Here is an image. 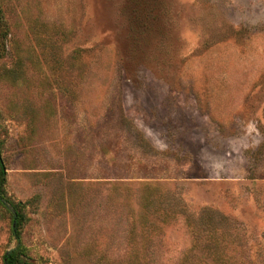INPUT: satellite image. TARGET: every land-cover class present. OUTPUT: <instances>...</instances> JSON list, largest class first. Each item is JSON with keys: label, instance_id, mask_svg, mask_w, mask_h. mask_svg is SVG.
<instances>
[{"label": "rangeland", "instance_id": "374dc122", "mask_svg": "<svg viewBox=\"0 0 264 264\" xmlns=\"http://www.w3.org/2000/svg\"><path fill=\"white\" fill-rule=\"evenodd\" d=\"M0 158L32 264H264V0H0ZM15 245L0 209V264Z\"/></svg>", "mask_w": 264, "mask_h": 264}, {"label": "trees", "instance_id": "16d2710c", "mask_svg": "<svg viewBox=\"0 0 264 264\" xmlns=\"http://www.w3.org/2000/svg\"><path fill=\"white\" fill-rule=\"evenodd\" d=\"M7 26L0 9V59L5 54V41L7 38ZM5 169L0 158V209L7 215L10 223L11 236L15 245L5 251L1 257V264H32L26 250L21 243V229L25 223L23 206L10 202L5 194Z\"/></svg>", "mask_w": 264, "mask_h": 264}]
</instances>
